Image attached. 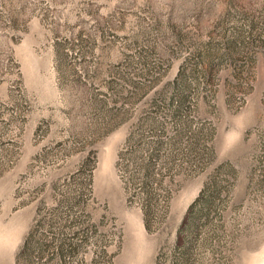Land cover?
I'll list each match as a JSON object with an SVG mask.
<instances>
[{
  "label": "rangeland",
  "instance_id": "rangeland-1",
  "mask_svg": "<svg viewBox=\"0 0 264 264\" xmlns=\"http://www.w3.org/2000/svg\"><path fill=\"white\" fill-rule=\"evenodd\" d=\"M0 264H264V0H0Z\"/></svg>",
  "mask_w": 264,
  "mask_h": 264
},
{
  "label": "trees",
  "instance_id": "trees-1",
  "mask_svg": "<svg viewBox=\"0 0 264 264\" xmlns=\"http://www.w3.org/2000/svg\"><path fill=\"white\" fill-rule=\"evenodd\" d=\"M233 170H235L234 168L232 169V171ZM228 184H229V182H230V179L228 180H225ZM28 243H29V241H26L25 243H24V246H23V250L25 251V250H27V246H28ZM39 246H41V244H37V250L39 249ZM48 248H49V246H48Z\"/></svg>",
  "mask_w": 264,
  "mask_h": 264
}]
</instances>
